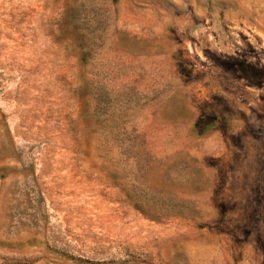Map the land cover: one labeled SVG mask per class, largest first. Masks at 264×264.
<instances>
[{"label":"rangeland","instance_id":"rangeland-1","mask_svg":"<svg viewBox=\"0 0 264 264\" xmlns=\"http://www.w3.org/2000/svg\"><path fill=\"white\" fill-rule=\"evenodd\" d=\"M0 264H264V0H0Z\"/></svg>","mask_w":264,"mask_h":264}]
</instances>
